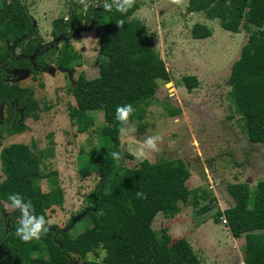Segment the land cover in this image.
<instances>
[{
    "label": "trees",
    "instance_id": "trees-1",
    "mask_svg": "<svg viewBox=\"0 0 264 264\" xmlns=\"http://www.w3.org/2000/svg\"><path fill=\"white\" fill-rule=\"evenodd\" d=\"M138 9L135 2L126 13ZM201 9L207 19L218 20L225 31L239 33L254 28L231 66L230 96L248 141L264 146V0H189L187 12ZM126 13L113 7L96 19L74 13L68 21L57 18L52 37L61 42L59 47L56 42H43L34 19L19 0H0V107L5 110L0 116V145L4 138L27 131L26 120L38 121L47 110L35 98L33 88L15 82L13 72L26 70L36 80L48 63L60 71L73 70L79 65L80 54L74 51L70 38L77 37V30L91 26L98 42V75L88 79L79 74L71 89L76 107L69 108L68 116L77 132L84 133L94 124L89 113L102 112L100 136L105 148L90 151L91 156L98 153V162L80 170L88 176L95 168L99 176V183L87 197L91 205L86 215L92 225L76 236L51 226L56 233L48 230L39 239L25 243L16 236L20 213L13 210L9 226H0V264H74V256L83 264H202L187 240L173 241L166 228L157 232L152 227L157 214L171 219L180 213L181 205L192 202L197 207L198 198L207 197L205 191L187 187L188 168L179 160H143L137 167L127 168L111 155L119 152L121 124L116 119V107L132 105L128 125H136L144 134L148 107L159 82L170 79L145 26L136 18L128 19ZM118 21H123L121 27ZM190 34L194 40H203L212 31L196 23ZM166 111L168 117L181 113L169 106ZM52 153V147L37 150L23 143L0 149L4 191L30 200L34 214L46 221L47 212L63 203L60 189L43 192L40 186L47 177L41 174V161L51 158ZM125 157L132 159L128 152ZM137 192L144 196L138 197ZM229 193L233 206L218 210L214 222L224 218L231 236L244 239L245 264H264V180L253 189L239 183ZM210 209L205 205L199 211L204 214ZM88 254L96 259H87Z\"/></svg>",
    "mask_w": 264,
    "mask_h": 264
},
{
    "label": "rangeland",
    "instance_id": "rangeland-1",
    "mask_svg": "<svg viewBox=\"0 0 264 264\" xmlns=\"http://www.w3.org/2000/svg\"><path fill=\"white\" fill-rule=\"evenodd\" d=\"M19 1L34 18L43 42L53 41L60 47L61 42L52 37V28L54 20L66 12L61 8V1ZM135 2L139 9L133 14L126 13V17L143 23L170 79L168 83L159 82L148 107L145 133H139L136 125L126 126V134L122 135L121 165L135 168L143 160L151 163L181 161L190 172L187 187L199 188L207 197L200 196L197 207L192 202L181 205L180 213L171 219L157 214L153 229L159 232L166 228L173 241L187 240L202 264H245L244 239H234L225 219L215 223L214 217L218 210L233 206L229 191L239 183L253 189L257 182L264 180V146L248 141L230 96L231 66L238 60L254 28L241 29L239 33L225 31L218 20L207 19L204 9L187 12L189 0H182L179 5L170 0ZM196 23L211 29L212 35L194 40L190 30ZM70 39L74 51L80 54L79 65L73 70L60 71L48 63L36 80L26 70L14 72L15 82L33 88L35 98L47 110L38 121L26 120L27 131L4 138L0 149L13 143L34 145L37 150L52 147V157L43 159L40 164L41 174L47 176L40 186L43 192L60 189L63 203L47 212V223L49 227L65 228L71 219L80 216L69 228L76 236L92 225L82 212L89 210L91 203L87 197L99 183L95 168L88 176H83L80 170L98 162V153L91 156L90 151L102 152L105 148L100 136L104 127L102 112L89 113L94 124L84 133L77 132L68 116L69 108L76 107L71 89L79 74L84 73L88 79L98 75L96 32L88 26ZM166 106L179 108L181 113L168 117ZM4 114V107H0V116ZM150 136L161 137L157 142L159 151L137 159L134 155L137 139L143 141ZM127 152L132 159L125 157ZM3 187L0 162V207L10 212L13 210L8 200L11 194ZM205 205L211 209L201 214L199 210ZM73 258L74 264H83L77 256ZM87 259L96 258L88 254Z\"/></svg>",
    "mask_w": 264,
    "mask_h": 264
},
{
    "label": "clouds",
    "instance_id": "clouds-1",
    "mask_svg": "<svg viewBox=\"0 0 264 264\" xmlns=\"http://www.w3.org/2000/svg\"><path fill=\"white\" fill-rule=\"evenodd\" d=\"M173 4H181L182 0H170ZM135 3V0H111V2H106L102 5L105 11H111L113 7L116 11L121 14L126 13ZM123 21H118L117 26L121 27ZM134 109L132 105L125 104L116 107V119L121 124V134H126V126L129 122V117L133 113ZM161 139L159 136H150L140 141L137 139V151L134 153L137 159H143L146 157V154L149 152H158L157 142ZM114 160L119 161L121 159L120 152L111 153ZM138 197H143L142 192H137ZM10 201L9 207L13 210H19L20 220L19 226L16 229V236L19 237L23 242L27 243L33 239H39L43 233L48 231L44 216H37L34 214L33 205L31 201H25L24 198L18 194H11L8 197Z\"/></svg>",
    "mask_w": 264,
    "mask_h": 264
},
{
    "label": "built area",
    "instance_id": "built-area-1",
    "mask_svg": "<svg viewBox=\"0 0 264 264\" xmlns=\"http://www.w3.org/2000/svg\"><path fill=\"white\" fill-rule=\"evenodd\" d=\"M61 8L65 9V15L61 16L65 21H68L72 14L79 15L85 18L87 15L91 19H96L99 15H103L106 11L102 5L106 0H60ZM111 2V0H107Z\"/></svg>",
    "mask_w": 264,
    "mask_h": 264
},
{
    "label": "water",
    "instance_id": "water-1",
    "mask_svg": "<svg viewBox=\"0 0 264 264\" xmlns=\"http://www.w3.org/2000/svg\"><path fill=\"white\" fill-rule=\"evenodd\" d=\"M72 26H73V25H72ZM76 33H78V30L76 31ZM165 82L168 83L169 80H167V81H165ZM122 146H123V141H122V134H121V131H120V133H119V152L121 153L120 163H121V161H122V157H123V155H124V153H123L124 150H122ZM87 213H88V210H85L84 212H82V216L86 215ZM79 217H80V216H79ZM79 217L76 216L75 218L71 219V224H70L68 227H65V228H63V229H61V230H58V231L68 232V231H69V228L71 227V225L75 222V220H78ZM47 229H48V230H51V231H53V232H55V233H56V231H57V229H56L55 227H49V226H47Z\"/></svg>",
    "mask_w": 264,
    "mask_h": 264
},
{
    "label": "flooded vegetation",
    "instance_id": "flooded-vegetation-1",
    "mask_svg": "<svg viewBox=\"0 0 264 264\" xmlns=\"http://www.w3.org/2000/svg\"><path fill=\"white\" fill-rule=\"evenodd\" d=\"M32 17V16H31ZM33 18V17H32ZM34 19V18H33ZM35 21V20H34ZM35 25L38 26L35 22ZM53 41H51L50 43H52ZM14 73V72H13ZM16 79V78H15ZM14 211H10V212H5L3 206L0 207V226L2 224L5 225V227L9 226V222L11 221L13 215H14ZM2 222V223H1Z\"/></svg>",
    "mask_w": 264,
    "mask_h": 264
},
{
    "label": "crops",
    "instance_id": "crops-1",
    "mask_svg": "<svg viewBox=\"0 0 264 264\" xmlns=\"http://www.w3.org/2000/svg\"><path fill=\"white\" fill-rule=\"evenodd\" d=\"M61 7V6H60ZM60 10V9H59Z\"/></svg>",
    "mask_w": 264,
    "mask_h": 264
}]
</instances>
